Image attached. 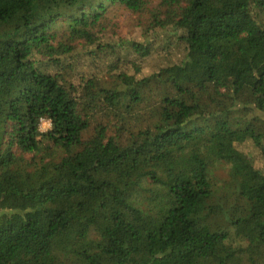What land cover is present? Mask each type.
Listing matches in <instances>:
<instances>
[{"label": "trees", "instance_id": "trees-1", "mask_svg": "<svg viewBox=\"0 0 264 264\" xmlns=\"http://www.w3.org/2000/svg\"><path fill=\"white\" fill-rule=\"evenodd\" d=\"M0 264H264V0H0Z\"/></svg>", "mask_w": 264, "mask_h": 264}, {"label": "rangeland", "instance_id": "rangeland-1", "mask_svg": "<svg viewBox=\"0 0 264 264\" xmlns=\"http://www.w3.org/2000/svg\"><path fill=\"white\" fill-rule=\"evenodd\" d=\"M135 18L130 15L129 12H122V14L118 17L117 21L115 22V25L113 27L115 35L112 37H108L109 39L116 41L119 37H126V38H139L141 34L140 28L134 24ZM157 44H161L162 41L160 40L161 37H157ZM79 54L83 53L82 49L78 48ZM177 53L179 50H176ZM77 53V52H76ZM112 53L106 54V52H103L98 54L99 58H97V67L103 66V59L108 58ZM86 59L84 66H79L80 70L87 69L91 70L93 67L89 64V59L84 57ZM157 59V64L162 63L163 59ZM146 65V64H144ZM149 66L144 69V71H150L152 70L156 65L152 63H148ZM122 67L126 68L128 65H122ZM50 126V123L47 119H42L40 122V130L45 131ZM150 170L153 172L154 176L156 177V180L151 182L149 179L145 181L146 188L152 192L155 196V209L154 212L157 214L156 217H154L155 213L150 214V216H147L145 218V221H150L151 226L153 227L156 224L158 217H160L163 214V210H165L168 205H172V202L170 203V195H169V188L170 185L174 182L175 178L177 177V170L175 166L173 165V161H171V158L168 159H160L158 161L153 162L150 165ZM182 176V175H181ZM162 212V213H161ZM161 213V214H160ZM160 215V216H158ZM138 262V260H137Z\"/></svg>", "mask_w": 264, "mask_h": 264}]
</instances>
